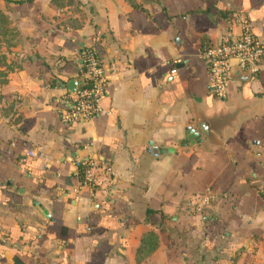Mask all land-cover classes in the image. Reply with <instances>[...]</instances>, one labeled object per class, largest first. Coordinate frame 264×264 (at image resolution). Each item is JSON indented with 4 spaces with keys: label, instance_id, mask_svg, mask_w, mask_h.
<instances>
[{
    "label": "crops",
    "instance_id": "obj_1",
    "mask_svg": "<svg viewBox=\"0 0 264 264\" xmlns=\"http://www.w3.org/2000/svg\"><path fill=\"white\" fill-rule=\"evenodd\" d=\"M0 8L24 38L15 64L0 62V264H264V59L219 97L198 57L244 24L264 42V0ZM86 46L107 74L101 111L63 124L59 81ZM233 105L246 107L234 131L185 139L199 110ZM88 156L99 184L79 183Z\"/></svg>",
    "mask_w": 264,
    "mask_h": 264
},
{
    "label": "built area",
    "instance_id": "obj_2",
    "mask_svg": "<svg viewBox=\"0 0 264 264\" xmlns=\"http://www.w3.org/2000/svg\"><path fill=\"white\" fill-rule=\"evenodd\" d=\"M198 57L206 64L207 84L216 96L226 91L228 72L233 66L250 71L257 68L264 59V42L257 39L249 26H242L241 34L235 38H220L203 44ZM74 79L81 80L73 91H66L56 109L57 117L63 124L84 122L101 111L100 99L106 91L107 74L99 57L92 47H83L79 51L75 64ZM75 165H84L80 184H99L94 177L97 167L93 157L75 160ZM104 173L108 167H102ZM207 201L206 196L197 197L193 207L199 209Z\"/></svg>",
    "mask_w": 264,
    "mask_h": 264
},
{
    "label": "water",
    "instance_id": "obj_3",
    "mask_svg": "<svg viewBox=\"0 0 264 264\" xmlns=\"http://www.w3.org/2000/svg\"><path fill=\"white\" fill-rule=\"evenodd\" d=\"M64 63V62H63ZM62 63V64H63ZM61 64V65H62ZM248 72L240 70L237 66L232 67L229 72V77L240 79L247 78ZM61 85L66 86L68 91H73L81 80L70 78L65 83L59 81ZM246 107L243 105L226 106L224 108L213 107L210 112H205L204 109L198 111V118L194 126H187L185 129V139L190 142H202L206 139L210 142H217L219 137H222L225 129L235 130L234 123L237 117L244 113ZM169 148L152 147V153L156 154L168 150ZM171 149V148H170Z\"/></svg>",
    "mask_w": 264,
    "mask_h": 264
},
{
    "label": "rangeland",
    "instance_id": "obj_4",
    "mask_svg": "<svg viewBox=\"0 0 264 264\" xmlns=\"http://www.w3.org/2000/svg\"><path fill=\"white\" fill-rule=\"evenodd\" d=\"M8 9L10 8L5 9L7 12V16H8ZM11 21L12 18H7V22L5 23L7 24V26L5 25L6 34L3 37L4 40H1L0 38V62L4 61L7 56V58L10 60L9 62L15 64L14 58H17L18 56L17 53L18 48L23 47L24 38L20 30L15 28V26H13ZM4 63L6 62L4 61Z\"/></svg>",
    "mask_w": 264,
    "mask_h": 264
},
{
    "label": "trees",
    "instance_id": "obj_5",
    "mask_svg": "<svg viewBox=\"0 0 264 264\" xmlns=\"http://www.w3.org/2000/svg\"><path fill=\"white\" fill-rule=\"evenodd\" d=\"M4 1L5 2H12V3H20L23 0H4ZM53 1L58 2L59 4H61L63 2H65L66 4L67 3H73V0H53ZM7 18H9V17L7 16V13L5 12V10L0 8V38H1V40H4L3 37L6 34V26H7V24H5V23L7 22ZM50 83L57 84L56 78L55 77H51L50 78ZM83 168H84V165H79L78 166V177H79V179L82 178Z\"/></svg>",
    "mask_w": 264,
    "mask_h": 264
}]
</instances>
